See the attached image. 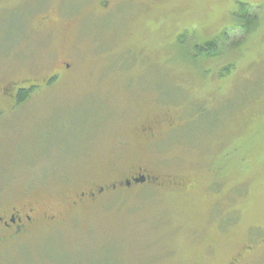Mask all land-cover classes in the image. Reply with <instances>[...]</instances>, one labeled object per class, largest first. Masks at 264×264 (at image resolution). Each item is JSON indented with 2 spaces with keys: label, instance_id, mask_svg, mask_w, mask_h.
<instances>
[{
  "label": "rangeland",
  "instance_id": "obj_1",
  "mask_svg": "<svg viewBox=\"0 0 264 264\" xmlns=\"http://www.w3.org/2000/svg\"><path fill=\"white\" fill-rule=\"evenodd\" d=\"M36 201L0 264H264V0H0V212Z\"/></svg>",
  "mask_w": 264,
  "mask_h": 264
},
{
  "label": "flooded vegetation",
  "instance_id": "obj_2",
  "mask_svg": "<svg viewBox=\"0 0 264 264\" xmlns=\"http://www.w3.org/2000/svg\"><path fill=\"white\" fill-rule=\"evenodd\" d=\"M46 22L48 20H45ZM66 67L69 69L70 65L67 64ZM56 77V75L54 76ZM53 78L47 80L46 84H53ZM37 84L31 83L29 86L20 87L16 85L14 87V93L11 95V88L6 90L5 95L9 96V100L15 103L18 101L17 96L21 93L22 89L26 87H35ZM9 92V93H8ZM173 129V128H172ZM152 141H154V136L151 135ZM143 168H138V172L128 173L119 182L109 184L112 189H118L120 186L125 188H131L134 185H145L151 180V176L148 174H143ZM141 179L143 182L135 183V180ZM106 188L101 186L98 190H92L90 192H82L77 195L79 202H73L70 214L72 217L76 218L83 214L82 211L78 210L80 204H84L85 200L95 199L98 196L105 194ZM114 192V191H113ZM10 207V206H8ZM7 206L0 212V243H15L19 240L29 237L33 232L39 229L41 226L48 225L50 227H59L62 224L64 218L61 214L55 211L44 210L40 202L23 204L20 207ZM84 215V214H83Z\"/></svg>",
  "mask_w": 264,
  "mask_h": 264
},
{
  "label": "trees",
  "instance_id": "obj_3",
  "mask_svg": "<svg viewBox=\"0 0 264 264\" xmlns=\"http://www.w3.org/2000/svg\"><path fill=\"white\" fill-rule=\"evenodd\" d=\"M244 10H241L240 14L236 16L233 30L241 29L246 34L253 32L258 25V18L251 12V7L243 5ZM225 35V34H224ZM221 56L218 47L215 44H207L206 47L201 50L196 48L194 59L200 58H215ZM228 70V69H226ZM29 92H21L18 95V103H22L27 98Z\"/></svg>",
  "mask_w": 264,
  "mask_h": 264
},
{
  "label": "water",
  "instance_id": "obj_4",
  "mask_svg": "<svg viewBox=\"0 0 264 264\" xmlns=\"http://www.w3.org/2000/svg\"><path fill=\"white\" fill-rule=\"evenodd\" d=\"M139 182H143V180L141 179L135 180V183H139Z\"/></svg>",
  "mask_w": 264,
  "mask_h": 264
}]
</instances>
